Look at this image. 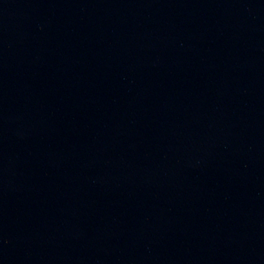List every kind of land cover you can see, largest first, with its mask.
Wrapping results in <instances>:
<instances>
[{"label":"water","instance_id":"1","mask_svg":"<svg viewBox=\"0 0 264 264\" xmlns=\"http://www.w3.org/2000/svg\"><path fill=\"white\" fill-rule=\"evenodd\" d=\"M0 264H264V0H0Z\"/></svg>","mask_w":264,"mask_h":264}]
</instances>
